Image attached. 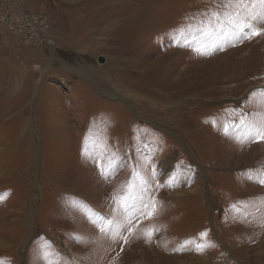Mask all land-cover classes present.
Instances as JSON below:
<instances>
[{
	"label": "rangeland",
	"instance_id": "rangeland-1",
	"mask_svg": "<svg viewBox=\"0 0 264 264\" xmlns=\"http://www.w3.org/2000/svg\"><path fill=\"white\" fill-rule=\"evenodd\" d=\"M244 4L0 0V264H264ZM24 11L45 41L9 25Z\"/></svg>",
	"mask_w": 264,
	"mask_h": 264
},
{
	"label": "snow or ice",
	"instance_id": "snow-or-ice-1",
	"mask_svg": "<svg viewBox=\"0 0 264 264\" xmlns=\"http://www.w3.org/2000/svg\"><path fill=\"white\" fill-rule=\"evenodd\" d=\"M232 0H229V3H231ZM241 5H244L245 7H248L250 5H245L244 0H236ZM257 3L261 6V11L258 13H252L249 14L248 17H246L245 22L241 25V31L243 32L244 29H248L247 33L244 35L243 38H249L251 36H256L261 34V29L257 28L252 21H264V0H256ZM254 7V5H251ZM215 15V13L213 14ZM225 134H229V128L227 125H225L224 128ZM256 134L260 137V139L264 140V128H258L256 129ZM260 183H264V180H260ZM94 223H97L96 221H93ZM97 226L99 227L101 232L105 231V220L104 218H101L99 222L97 223ZM147 238H151V233H146Z\"/></svg>",
	"mask_w": 264,
	"mask_h": 264
},
{
	"label": "built area",
	"instance_id": "built-area-1",
	"mask_svg": "<svg viewBox=\"0 0 264 264\" xmlns=\"http://www.w3.org/2000/svg\"><path fill=\"white\" fill-rule=\"evenodd\" d=\"M16 18L17 17L9 16L8 22L10 26L14 27L15 29H18V31H24V32L35 31L36 35L42 40H44V37L46 38V35H43V32H42L44 27L48 23V19L45 15L33 14L31 11L30 12L24 11L23 15L20 18H17V19ZM29 38H33L30 33L28 35V39Z\"/></svg>",
	"mask_w": 264,
	"mask_h": 264
},
{
	"label": "bare ground",
	"instance_id": "bare-ground-1",
	"mask_svg": "<svg viewBox=\"0 0 264 264\" xmlns=\"http://www.w3.org/2000/svg\"><path fill=\"white\" fill-rule=\"evenodd\" d=\"M133 30H136L135 28H128L127 29V31H128V34H127V38L129 39V37H130V39L132 38V33L134 32ZM127 41V40H126ZM129 41V40H128ZM128 66H126L125 67V69L127 68ZM126 70H128V69H126ZM135 74V73H134ZM127 77H125V79H126ZM139 91H141V89H139Z\"/></svg>",
	"mask_w": 264,
	"mask_h": 264
},
{
	"label": "water",
	"instance_id": "water-1",
	"mask_svg": "<svg viewBox=\"0 0 264 264\" xmlns=\"http://www.w3.org/2000/svg\"><path fill=\"white\" fill-rule=\"evenodd\" d=\"M100 62L103 63L104 62V59L103 58H100Z\"/></svg>",
	"mask_w": 264,
	"mask_h": 264
}]
</instances>
